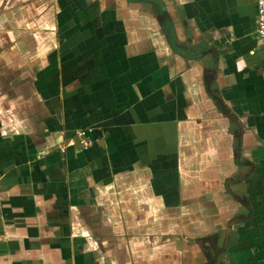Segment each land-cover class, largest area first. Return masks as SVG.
Here are the masks:
<instances>
[{
    "label": "crops",
    "instance_id": "0c3cea01",
    "mask_svg": "<svg viewBox=\"0 0 264 264\" xmlns=\"http://www.w3.org/2000/svg\"><path fill=\"white\" fill-rule=\"evenodd\" d=\"M0 18L24 30L5 52L40 57L33 112L0 122V264H264L255 0H0Z\"/></svg>",
    "mask_w": 264,
    "mask_h": 264
},
{
    "label": "rangeland",
    "instance_id": "374dc122",
    "mask_svg": "<svg viewBox=\"0 0 264 264\" xmlns=\"http://www.w3.org/2000/svg\"><path fill=\"white\" fill-rule=\"evenodd\" d=\"M15 5L16 4L13 6ZM17 8L19 9V7ZM12 15H14V13H12ZM23 31L24 30H0V122L4 120L10 122L14 120L23 123L26 121L24 118L25 115L33 112V108L28 107L29 104H27V102H31V100L27 99L30 94H26L25 90L26 87H29L30 93H32L34 88L33 85L38 83V79L34 75L35 70L33 69V65L39 63L35 61L39 60L40 57L37 56L34 62L25 65L24 62L26 58L24 55H15L13 51L5 52L12 44H15L18 37H20L18 40L22 41L21 38L24 37L22 35ZM28 66H30V69L28 68L29 71H31L30 73L27 70ZM7 134L0 133V137L2 138L1 143L8 138L4 137L9 135ZM3 146H5L4 143ZM214 196L215 195L212 197Z\"/></svg>",
    "mask_w": 264,
    "mask_h": 264
},
{
    "label": "built area",
    "instance_id": "2783aa9c",
    "mask_svg": "<svg viewBox=\"0 0 264 264\" xmlns=\"http://www.w3.org/2000/svg\"><path fill=\"white\" fill-rule=\"evenodd\" d=\"M256 10V37L264 46V0H255ZM76 144L82 149L91 147L94 143L92 128L77 129L73 133Z\"/></svg>",
    "mask_w": 264,
    "mask_h": 264
}]
</instances>
